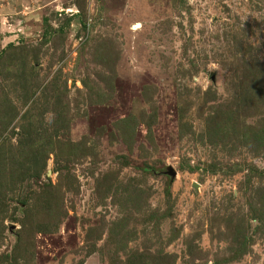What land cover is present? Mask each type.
<instances>
[{
	"label": "rangeland",
	"instance_id": "374dc122",
	"mask_svg": "<svg viewBox=\"0 0 264 264\" xmlns=\"http://www.w3.org/2000/svg\"><path fill=\"white\" fill-rule=\"evenodd\" d=\"M0 264H264V0H0Z\"/></svg>",
	"mask_w": 264,
	"mask_h": 264
}]
</instances>
